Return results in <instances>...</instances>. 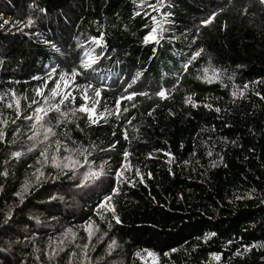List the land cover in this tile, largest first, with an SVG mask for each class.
Returning a JSON list of instances; mask_svg holds the SVG:
<instances>
[{
  "label": "trees",
  "instance_id": "1",
  "mask_svg": "<svg viewBox=\"0 0 264 264\" xmlns=\"http://www.w3.org/2000/svg\"><path fill=\"white\" fill-rule=\"evenodd\" d=\"M34 3L47 8L48 14L31 29H23V25L22 31L15 30L13 25L0 29V92L14 88L25 108L34 95L33 89L42 83L32 80V76L43 77L48 65L59 63L66 69L76 66L79 59L76 41L83 44L98 35L104 36L105 51L112 57L111 61L102 60L100 64L109 77L110 89L102 93L99 111L105 107L115 111V99L137 72L143 75L133 90L149 91V97L138 96L133 102L122 103L119 120L113 116L104 125L89 126L82 116L74 120L70 117L67 124L54 129L59 134L56 139L63 142L75 141L77 146L86 148L95 145L93 156L97 166L110 160V166L117 167L122 149L127 148L134 153L132 164L139 163L141 172L153 174L151 179L146 177V186L122 187L123 195L116 198L122 224L109 232L104 243L96 244L93 240L96 244L93 260L97 264H104L105 259L108 264H264V248L259 247L264 241V204L261 203L264 101L254 94L255 91L264 94V85L250 84L246 98H238L235 103L230 95L245 83L264 79V6L259 0H164L162 11L167 13L168 20L165 36L170 38L147 45L143 37L153 26L150 17L156 15L159 19L161 13L145 9L141 0L135 3L133 0H0V16L13 22L35 19L39 13L34 12ZM221 8L224 10L220 11ZM212 10L218 12L217 19L213 25L201 27L200 20ZM197 29L199 39L193 44ZM35 32L56 41L65 55L47 48L31 34ZM201 47L204 49L201 57L177 83L183 62ZM205 67L210 69L209 76L213 68L224 70L222 82L205 83L202 73ZM229 76L233 79L229 80ZM84 82L78 78V83ZM161 84L169 89L175 85L170 99L162 100L154 95ZM74 94L77 106L83 103L79 93ZM23 96L29 99L24 100ZM188 96L201 106L192 108L186 103ZM206 103L223 111L215 113L203 107ZM125 107L129 109L127 115L123 114ZM0 110L9 119L15 118L12 109L0 105ZM149 112L153 114L149 116ZM132 117H135L132 124H127ZM30 127L27 123L21 125L24 137L31 134ZM125 127L129 142L122 137ZM8 139L11 140V129ZM117 140L120 143L111 153L99 151ZM3 148L0 145V150ZM155 149L173 153L175 162L167 163L168 157L160 153H154L158 159L145 161L147 154ZM209 151L213 152L212 157L207 155ZM38 154L37 151L13 161L8 169L10 175H0V187L6 189L0 191V224L10 208L18 209L7 235L0 233V249L8 248V242H13L9 251L0 252V264H21L29 256V264H49L44 255L50 251L49 236L62 239L65 229L76 225L73 228L78 234L76 243H87L82 221L89 217L99 225L100 234L108 231L107 225L93 215L99 197L87 189L76 193L61 188V182L49 183L39 194L30 196L26 206H20L13 192L34 171L28 165L35 164ZM7 159L9 155H0V172ZM169 169L175 175H170ZM111 179L104 178V184ZM253 189L256 198L235 199ZM51 196H62L63 200L48 204ZM35 218L41 223L37 224ZM213 231L217 237L205 244L204 234ZM29 233L38 237L34 246L14 243L23 242ZM110 238L117 240L118 247L109 257ZM230 239L234 246H228ZM253 243L257 244L253 251L233 255L237 248L243 251L242 245ZM33 247L39 251H33ZM172 248L178 251L172 253ZM72 250L69 246L51 264H69ZM145 250L156 253L155 257H149ZM166 252L168 256L164 255ZM212 252L223 253L222 261H216ZM37 255L40 261L35 260Z\"/></svg>",
  "mask_w": 264,
  "mask_h": 264
},
{
  "label": "snow or ice",
  "instance_id": "2",
  "mask_svg": "<svg viewBox=\"0 0 264 264\" xmlns=\"http://www.w3.org/2000/svg\"><path fill=\"white\" fill-rule=\"evenodd\" d=\"M135 3V0H133ZM259 3L264 6V0H259ZM141 6L145 9H152L153 12H160V18L156 15H152L150 19L153 21V26L149 27V30L143 37V43L145 45L159 44L166 37L165 33L167 29L165 24L168 23L166 19L167 13L162 11L164 9V0H155V3H150L149 0H141ZM33 10L35 13H39V16L34 18H28L26 21L13 22L10 19H5L0 16V29H4L8 25H13L17 31L23 29H31L39 19L47 16L48 9L40 7L34 3ZM224 9L221 8L220 11ZM247 12V9H245ZM136 15H140L139 12ZM218 12L212 10L207 16L200 20L201 27H209L213 25L217 19ZM148 27V26H146ZM226 30L227 25L223 26ZM34 37L38 38L47 48L53 50L56 54L65 55L62 52V48L58 46L57 42L52 39H45L39 32L31 33ZM199 39V29L193 36L192 43L195 44ZM107 47L105 38L103 35L92 36L90 41L80 43L79 40L75 43V49L79 53V59L76 66L66 69L61 67L59 63L55 65H48L45 75H33L32 80L42 81L38 83L35 89H33L34 95L25 108L21 106V98H18V94L14 88H9L6 92H0V105H3L5 109H12L15 112V118L9 119L6 117L2 110H0V145H3V150H0V155L7 154L9 159L3 162L4 170L0 172V175L7 177L10 175L9 166L13 161L20 160L22 157L27 156L30 153L38 151L35 164H29L28 167L34 169L33 172L26 176L25 180L20 183L19 189L13 192V196L19 199L20 206H26L28 198L34 193L39 194L40 190L44 188L46 184L61 182V188H67L74 190L76 193L82 192L87 189L90 192L95 193L99 200L94 206L93 215L97 217L101 222L107 225L108 231H104L102 234L101 229L96 221L92 217H89L82 221L83 231L87 235V243L78 244L76 240L78 234L73 231L72 227L66 228L61 234L62 239L54 240V237L49 236L50 251L44 253L47 256L49 264L58 257L61 252L71 246L73 250L69 254V264H97L93 260L92 253L96 251V244H102L105 239L109 237V232L112 231L115 226L122 224V219L117 212L116 198L123 195L122 187L128 186L130 188H136L137 185H147L146 177L148 179L153 178L151 171L147 173L141 172L139 163L132 164L131 158L134 153L125 148L121 151V160L119 165L115 168L110 166V160H105L104 163L97 166L95 164V157L93 153L97 150L95 145L84 147L82 145L77 146L75 141L63 142L56 137L59 135L55 128L63 126L69 122L71 117L73 120L78 116L86 118L89 126H96L102 120H107L108 117L115 115L117 120L121 119V104L126 102H133L135 98L149 97V91H136L133 90L134 86L141 80L142 72H137L130 82L126 83L123 88V92L115 99V111L107 107L104 111H99V106L102 101V93L110 89V85L107 83L109 77L101 70L100 64L102 60H112V57L107 55L105 49ZM99 49V51H97ZM114 51V50H113ZM204 52V49L198 48L192 51L191 55L183 62L180 73L177 74V83L182 79V74L187 73L190 67L196 62ZM118 63V62H117ZM197 71H201L198 69ZM210 69L205 67L202 69L204 76V82L212 84L214 81H221L222 77L226 75L224 70L211 69V76L208 75ZM165 76L167 73L164 74ZM78 78H83L84 83H78ZM199 79V77H197ZM229 80L233 77L229 76ZM250 84L264 85V79L245 83L242 89L233 90L230 92L233 98V103L236 99L246 98L247 91ZM50 85H52L50 87ZM227 87V85H224ZM235 87V86H234ZM164 84L159 86V89L154 92V95L162 100H168L171 97V91ZM79 93L80 99L83 103H79L77 106V96L74 93ZM255 96L259 97L261 101H264V94L261 91H255ZM22 99L28 100L27 96H23ZM219 99V97H217ZM186 103L190 104L192 108H198L201 105L193 102V97L188 96ZM71 105V107H68ZM133 108L136 107L135 103L132 104ZM203 107L214 110L215 113H221L223 110L221 107H214L211 103H206ZM67 108V110H64ZM155 111V109H153ZM129 109L123 108V114L127 115ZM54 114V115H53ZM153 112H149L151 116ZM174 114V113H172ZM135 117L127 120V124H132ZM55 121V123H53ZM30 124V135L24 137L21 132L22 124ZM79 127V125H77ZM11 129V140L9 137V130ZM83 131V129H81ZM212 131L215 132L213 126ZM65 137L67 133L64 134ZM116 133L113 132V136ZM122 137L125 142H129L128 129L125 127L122 131ZM53 141L55 143L53 144ZM120 141L117 140L110 143L107 148H100L99 151L105 154L111 153L117 149ZM71 145V146H70ZM66 153V154H65ZM154 153H160L168 157L166 161L169 164L175 162V156L171 152H165L163 149H155L153 152H149L144 158L147 160H156L158 156ZM209 157L213 156V152L207 153ZM75 157H82V160ZM139 159V158H138ZM185 164L188 161H184ZM147 167V165H144ZM215 167V163L212 164ZM46 170H54L49 172ZM170 175H175L172 169H169ZM111 177V182L104 184V178ZM67 182L66 184L63 182ZM0 191H6V189L0 187ZM181 198H183L181 196ZM256 198L255 190H249L244 194L237 195L236 200H251ZM63 200L62 196H51L47 201L48 204H52L56 200ZM261 203L264 204V198H261ZM16 207L10 208L3 217V224H0V233L7 235V230L11 227L14 219ZM36 223L40 224L39 218H35ZM56 218H52L54 223ZM216 232H208L204 234L203 242L209 243L212 238L217 237ZM37 235L34 233L25 234L23 242L16 240L14 243L20 245L21 243L33 245L35 244ZM96 241V244L93 243ZM199 241L200 238L197 237ZM234 241L229 240L228 246H234ZM12 241L8 242V248L0 249V252H7L12 248ZM118 247L117 240L110 238L107 242V255L110 257L112 253ZM260 248H264V241L260 242ZM241 248H237L233 255L241 256L244 253H249L257 248V244L242 245ZM33 251H39L33 247ZM147 251L149 257H155L156 253ZM172 253L178 251L176 248L170 250ZM137 256L140 253H136ZM168 256L169 253H164ZM211 256L216 261H222L223 253L212 252ZM31 256L23 258L21 264H29ZM143 259V257H141ZM35 260L40 261V256L37 255ZM104 264H108V260H104Z\"/></svg>",
  "mask_w": 264,
  "mask_h": 264
},
{
  "label": "clouds",
  "instance_id": "3",
  "mask_svg": "<svg viewBox=\"0 0 264 264\" xmlns=\"http://www.w3.org/2000/svg\"><path fill=\"white\" fill-rule=\"evenodd\" d=\"M113 116H115V115H112V116L108 117L107 120H102L98 125H104V124L108 123L109 120H110ZM98 125H96V126H98Z\"/></svg>",
  "mask_w": 264,
  "mask_h": 264
},
{
  "label": "rangeland",
  "instance_id": "4",
  "mask_svg": "<svg viewBox=\"0 0 264 264\" xmlns=\"http://www.w3.org/2000/svg\"><path fill=\"white\" fill-rule=\"evenodd\" d=\"M105 182V181H104Z\"/></svg>",
  "mask_w": 264,
  "mask_h": 264
}]
</instances>
